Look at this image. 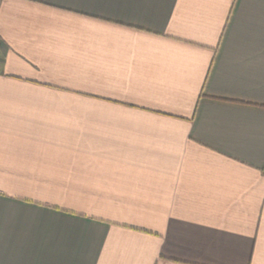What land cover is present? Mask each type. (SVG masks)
Segmentation results:
<instances>
[{
    "label": "crops",
    "instance_id": "1",
    "mask_svg": "<svg viewBox=\"0 0 264 264\" xmlns=\"http://www.w3.org/2000/svg\"><path fill=\"white\" fill-rule=\"evenodd\" d=\"M0 264H264V0H0Z\"/></svg>",
    "mask_w": 264,
    "mask_h": 264
}]
</instances>
